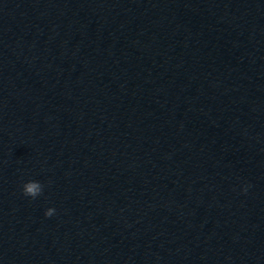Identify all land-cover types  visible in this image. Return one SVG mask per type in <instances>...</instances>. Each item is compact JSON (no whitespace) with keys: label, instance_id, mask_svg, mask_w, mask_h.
Wrapping results in <instances>:
<instances>
[{"label":"water","instance_id":"obj_1","mask_svg":"<svg viewBox=\"0 0 264 264\" xmlns=\"http://www.w3.org/2000/svg\"><path fill=\"white\" fill-rule=\"evenodd\" d=\"M0 264H264V0H0Z\"/></svg>","mask_w":264,"mask_h":264},{"label":"clouds","instance_id":"obj_2","mask_svg":"<svg viewBox=\"0 0 264 264\" xmlns=\"http://www.w3.org/2000/svg\"><path fill=\"white\" fill-rule=\"evenodd\" d=\"M23 194L27 197L35 199L37 196L42 194V185L39 181H28L23 185ZM54 209L49 208L45 211L46 217H51L54 214Z\"/></svg>","mask_w":264,"mask_h":264}]
</instances>
